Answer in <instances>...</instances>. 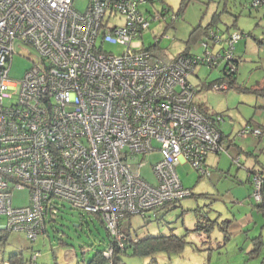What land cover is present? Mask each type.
I'll list each match as a JSON object with an SVG mask.
<instances>
[{
    "label": "built area",
    "instance_id": "obj_1",
    "mask_svg": "<svg viewBox=\"0 0 264 264\" xmlns=\"http://www.w3.org/2000/svg\"><path fill=\"white\" fill-rule=\"evenodd\" d=\"M155 1L89 0L79 11L74 0H0V216L6 217L0 232L36 241L48 216L55 218L52 201L60 199L98 215L123 248L126 216L190 195L179 164L208 173V154L222 150V115L210 116L196 103L189 77L200 64L223 62L235 72V43L243 33L230 34L228 47L216 53L203 42V56L169 57L160 39L154 47L138 42L149 24L141 8ZM209 39L222 41L212 30ZM18 40L33 46L39 61L15 80L9 70ZM105 44L124 51L106 52ZM228 88L227 81L211 86ZM262 132L247 126L241 136ZM155 151L162 157L152 184L142 175L141 158ZM252 183L261 201L260 173ZM15 190H29L28 205L13 206ZM112 253L110 246L106 255Z\"/></svg>",
    "mask_w": 264,
    "mask_h": 264
},
{
    "label": "rangeland",
    "instance_id": "obj_2",
    "mask_svg": "<svg viewBox=\"0 0 264 264\" xmlns=\"http://www.w3.org/2000/svg\"><path fill=\"white\" fill-rule=\"evenodd\" d=\"M252 2L157 0L142 6L141 11L149 19V24L138 42L145 47L160 39L159 48L169 57L185 51L203 56L206 51L203 41L209 37L203 39L202 29L210 24L221 32L222 41L215 45L212 41L208 42L209 49L215 53L222 47H228L230 34L236 31L243 33V37L235 43V55L241 61L236 73L237 85L229 86L227 90L217 92L208 88V83L221 75L223 62L214 68L200 64L189 77L197 88L196 103L208 114L222 115L221 126L225 138L224 150L207 157L206 161L210 162L209 166L205 163L208 173L202 174L187 163L177 166L184 187L189 188L193 196L189 195L172 207L146 211L144 215H133L122 221V229L134 238L175 234L186 241L184 248L179 252H158L147 256L133 255L132 250L128 249L127 253H121L123 260L119 264H151L153 260L158 264H264V218L260 214H252L248 210L252 206L245 205L244 200L234 203L236 197L243 198L247 192H251L253 198L252 182H248L249 168L257 160L264 163V130L259 137L241 136L244 127L260 128L259 125H264V95H261L264 93V4L254 6ZM88 3L89 0H74V6L79 11H85ZM156 12L163 16H155ZM200 25L202 28L198 29ZM14 46L9 76L20 80L39 61V55L33 46L20 40ZM104 51L119 54L124 51V47L105 44ZM250 121L252 124L248 125ZM229 143H233L230 152ZM247 151L253 154L249 155ZM238 156L239 163L235 161ZM161 157L155 151L141 158L142 175L152 184L157 181L153 165ZM256 166L259 167V164ZM217 195L223 200L215 201ZM29 196V190H15L13 206L28 205ZM52 203L55 205L52 210L55 219L51 220V214L48 216L46 233L34 242L21 232L6 235V240L0 244V264H53V256L60 241L75 249L82 262L91 260L97 251L108 247V233L100 218L74 209L65 200L54 199ZM211 205H216L217 210L224 213L219 216L221 224L224 219H231L227 224H222L224 229L229 226L227 229L232 232L231 236L225 230L222 231L219 224H216L214 233L205 232L211 228L205 223V212ZM247 214L253 220L244 223ZM210 215L215 221L217 214L210 211ZM5 222L6 217L0 216V224ZM208 235L211 239L219 235V239L215 243H208ZM0 236H4L3 233ZM258 237L262 241L259 244L261 249L255 244Z\"/></svg>",
    "mask_w": 264,
    "mask_h": 264
},
{
    "label": "trees",
    "instance_id": "obj_3",
    "mask_svg": "<svg viewBox=\"0 0 264 264\" xmlns=\"http://www.w3.org/2000/svg\"><path fill=\"white\" fill-rule=\"evenodd\" d=\"M157 1V0H156ZM186 1V0H185ZM255 0H253L254 2ZM252 2V4H253ZM185 5L182 4V8H184ZM168 10V9H167ZM202 28V26L200 25L198 29ZM203 34L208 36L210 35V31H214L217 34H220V31H216L212 25H208L207 27L203 28ZM204 42L208 43V41ZM154 45H158V44H152L149 47ZM180 54H186L189 56H194V53L190 52V51H185ZM236 59L238 60V58L236 57ZM239 61V60H238ZM239 63L237 64V69L235 72H230L227 65L224 64V67L222 68V73H221V77L214 80L213 82L208 83V87L211 88V86L215 83H219V82H223V81H227V83L229 84L230 87L232 86H236L237 85V79H236V73L238 70V66ZM254 90V89H253ZM247 91H250V89H247ZM258 91V90H257ZM218 114H210V116H216ZM220 124H217V127L219 128V130L221 131V133L223 134L221 128H220ZM262 128V127H261ZM263 131V129H262ZM223 138H224V134H223ZM261 171H257L261 174L262 179H263V193H262V200L261 201H256V204L258 207H264V165L262 164V166L260 167ZM255 173V172H254ZM252 188L254 189L253 183H252ZM190 197L193 196V193H191L190 190ZM207 196V195H206ZM188 198V197H186ZM254 198V197H253ZM183 200V199H182ZM182 200L178 201V202H174V203H169L166 204L160 208H169L174 206L176 203H180ZM91 214V213H90ZM96 215V214H94ZM144 215V214H143ZM98 218H100L98 215H96ZM126 217H130V216H126ZM125 217V218H126ZM55 219V218H54ZM51 218V220H54ZM229 221H226V223H228ZM106 228V227H105ZM107 230V229H106ZM0 233H3L4 236H0V244H2L4 242L6 235L9 234V232L6 231H1ZM46 233V231H45ZM44 233V234H45ZM108 233V237H109V245L106 249L103 250H99L95 253V255L93 256V258L89 261H78L77 264H119V262H122V258L121 253H127L128 249L132 250L133 255H143V256H147V255H152L158 252H164V253H172V252H179L180 250H182L186 244V241L184 240L183 237L177 236L175 234H171V235H162V236H149L143 239H138V238H134L132 237L131 233H126L123 229H122V233L124 234V241H123V248H121L118 244L117 241L114 239V237L109 233V231L107 230ZM256 239V238H255ZM258 241L256 242L258 244L262 243L261 238L258 237L257 238ZM113 247V253L112 256H107L106 252L108 250L109 247ZM60 248H72L71 246H69L67 243L60 241L59 242V246L57 249ZM84 251H87V249H84ZM40 254V253H39ZM55 258V253L54 256ZM37 258V257H36ZM56 264V263H54ZM151 264H158V262L156 260H153Z\"/></svg>",
    "mask_w": 264,
    "mask_h": 264
},
{
    "label": "crops",
    "instance_id": "obj_4",
    "mask_svg": "<svg viewBox=\"0 0 264 264\" xmlns=\"http://www.w3.org/2000/svg\"><path fill=\"white\" fill-rule=\"evenodd\" d=\"M207 39V37H206V35H204L203 34V39H205V38ZM206 41H211V39H208V40H206ZM204 42V41H203ZM179 55V54H178ZM195 55V54H194ZM174 57H176V56H174ZM237 57V56H236ZM239 59V58H238ZM241 60L239 59V61L238 62H240ZM240 64V63H239ZM220 72L222 73V70H220ZM221 77V75L219 76V78ZM203 85V84H202ZM209 88V87H208ZM197 89V88H196ZM261 95H264V93H262ZM252 124V121H250L249 123H248V125H251ZM258 126V125H257ZM260 126V128L262 127V129L264 130V125L263 126H261V125H259ZM220 128H221V130H222V132H223V134H224V131H223V129H222V126L220 125ZM256 128V127H255ZM223 134H222V137H223ZM224 140H225V138H223V140L221 141V145H222V150H224V148H223V142H224ZM230 142H231V140H230ZM232 144L233 143H229V152H230V148H231V146H232ZM221 150V151H222ZM226 151V150H225ZM220 152V151H219ZM219 152H213V153H219ZM247 153L249 154V155H252L253 153L251 152V151H247ZM210 154H212V153H210ZM240 154V153H239ZM209 155V154H208ZM208 157V156H207ZM237 158H239V161H240V156H238ZM236 158V159H237ZM206 160H208V158L206 159ZM256 161V160H255ZM254 161V162H255ZM257 163H255L254 164V166L252 167V168H249V170H250V175H248V182H252V176H253V174H254V172L255 171H261L260 170V167L262 166V163H260L258 160L256 161ZM205 163H207V165L209 166V164H210V162L209 161H206ZM209 163V164H208ZM257 164H259V167H257L256 165ZM263 165H264V163H263ZM205 167L207 168V166L205 165ZM250 177V178H249ZM251 179V180H250ZM241 183H244V182H242V181H240ZM234 195V194H233ZM235 196V195H234ZM217 197H218V199H215V201L217 200V202L218 201H221V200H223V199H220L219 198V196L217 195ZM244 200V201H243ZM247 200V201H246ZM234 203H237V202H242L243 201V203H245V205L247 204H250L252 207H250V208H248V210H250V211H252V214L253 213H257V214H260V215H262L263 216V218H264V207L262 206V207H258L257 206V204H256V202H255V200L252 198V196H251V192H247V193H245L244 194V197L243 198H241L240 196H238V197H236V199H234ZM181 203V202H180ZM221 203V202H220ZM218 204V203H217ZM206 206V205H205ZM218 206H219V204H218ZM209 210L208 211H206L205 212V223L207 222L208 224H209V226H211V228L209 229V230H207V231H205V232H210V233H214L215 231H216V224H219V227H220V229L222 230V231H224V232H226L228 235H230L231 236V234H232V232L229 230V229H227L229 226H226L227 228L226 229H224V227H223V223H226V220L224 219L223 220V222H222V224H221V222L219 221V216H221L222 214H224V213H221L220 211H219V209L217 210V207H216V205H211L209 208H208ZM252 209H254V210H252ZM232 210H233V207H232ZM210 211L212 212V213H216L217 214V218L215 219V221L211 218V215H210ZM252 220H253V217L251 216V215H248L247 214V217L246 218H244V223H249V222H252ZM229 221H231V219H229ZM227 224V223H226ZM233 224V223H232ZM231 226V225H230ZM261 236H262V234H261ZM208 237H210V235H208ZM228 237V236H227ZM219 239V235L218 236H215V238L214 239H211V237L209 238V240H208V243H215V241L217 242V240ZM256 245H257V243H255ZM253 245V243H251V246ZM259 248H260V246H259ZM261 249V248H260ZM68 252V254L69 255H63V254H65V253H67ZM78 261H79V258H78V256H77V254H76V251H75V249H73V248H60V249H57L56 251H55V258L53 257V264L54 263H56V264H77L78 263Z\"/></svg>",
    "mask_w": 264,
    "mask_h": 264
}]
</instances>
